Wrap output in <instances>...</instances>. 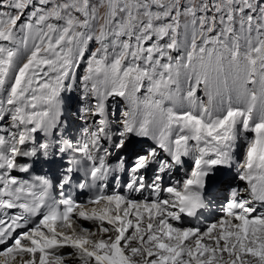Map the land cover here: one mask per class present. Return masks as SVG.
Returning <instances> with one entry per match:
<instances>
[{
    "label": "snow or ice",
    "instance_id": "obj_1",
    "mask_svg": "<svg viewBox=\"0 0 264 264\" xmlns=\"http://www.w3.org/2000/svg\"><path fill=\"white\" fill-rule=\"evenodd\" d=\"M0 264H264V0H0Z\"/></svg>",
    "mask_w": 264,
    "mask_h": 264
},
{
    "label": "bare ground",
    "instance_id": "obj_2",
    "mask_svg": "<svg viewBox=\"0 0 264 264\" xmlns=\"http://www.w3.org/2000/svg\"><path fill=\"white\" fill-rule=\"evenodd\" d=\"M83 224L85 227L92 226V224H90L89 222H83Z\"/></svg>",
    "mask_w": 264,
    "mask_h": 264
}]
</instances>
